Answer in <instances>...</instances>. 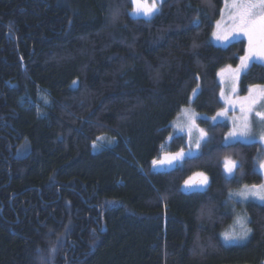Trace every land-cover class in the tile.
Returning a JSON list of instances; mask_svg holds the SVG:
<instances>
[{
	"label": "trees",
	"instance_id": "1",
	"mask_svg": "<svg viewBox=\"0 0 264 264\" xmlns=\"http://www.w3.org/2000/svg\"><path fill=\"white\" fill-rule=\"evenodd\" d=\"M222 5L167 0L146 22L130 15L131 0H0V264H264V204L243 205L245 243L221 239L228 193L262 182L260 145L226 147L227 124L199 120L210 138L202 157L182 170L152 165L184 148L170 124L197 84L196 113L223 108L217 73L246 43H210ZM253 84H264V66L250 68L240 93ZM225 157L244 164L239 183L225 184ZM200 172L207 192L184 190Z\"/></svg>",
	"mask_w": 264,
	"mask_h": 264
},
{
	"label": "snow or ice",
	"instance_id": "2",
	"mask_svg": "<svg viewBox=\"0 0 264 264\" xmlns=\"http://www.w3.org/2000/svg\"><path fill=\"white\" fill-rule=\"evenodd\" d=\"M167 0H131L132 12L130 15L134 17H143L146 22H150L156 15L160 14L163 5ZM225 7L221 9V16L223 17L227 11V17L223 21L217 20L212 32V39L221 44H226L232 39L244 37L247 40V47L244 50L245 54L239 57V64L232 68L228 66L226 69L217 73L220 84V99L223 101V108L212 117V121H217V118L227 119L231 113L232 129L224 138V146L235 149L237 144L247 143L250 139H255L258 135L259 144L262 147L258 148L261 157H264V84H253L247 89V94L238 96L240 85L243 77L247 74L253 65L259 64L264 66V0H224ZM121 14V6L117 5L112 9V19L115 20ZM201 14L199 11L189 21L193 28H199L201 23ZM200 45L193 40L192 48L196 49ZM200 77H193L194 81H199ZM73 81V85H76ZM202 94L199 84L193 89V94L189 97L190 101L198 99ZM45 103L49 101L45 100ZM238 113V114H237ZM187 117V125L178 129L180 132L185 131L187 127V134L189 143H193V130L198 132V138L195 139V147L200 150L199 155L203 156V147H206L210 142L208 132L204 129L196 127L195 114L185 113ZM222 127L223 125L217 124ZM259 128V132L254 129ZM210 130H214L210 126ZM100 139V138H98ZM203 142V143H202ZM95 146V145H94ZM192 156L191 149L188 153ZM185 152L183 149L180 152L165 156L159 161L154 159L152 161L153 168L163 167L164 165H173L174 161L184 160ZM184 160V163H187ZM256 163L259 164V172L264 174V158H257L253 164V172H256ZM181 170L183 165L181 164ZM223 173L222 178L225 184H230L233 181L239 183L236 178L237 172H240V179L246 175L243 171L244 164L231 157H225L222 163ZM198 178V179H197ZM184 190L195 193L205 194L210 187L209 177L203 173H195L193 177H189L184 181ZM228 199L224 201L225 204H241L246 205L252 201H259L264 204V182L260 184L243 185L239 190L228 193ZM211 199V198H210ZM231 212H235L233 207ZM214 209L212 207L201 208V215L212 216ZM250 219L247 213L236 214L233 225L229 229L221 233V238L224 244L230 245L246 240L252 233V228L249 227ZM56 250L54 245L50 249L49 255ZM40 264H50V261L41 257Z\"/></svg>",
	"mask_w": 264,
	"mask_h": 264
},
{
	"label": "rangeland",
	"instance_id": "3",
	"mask_svg": "<svg viewBox=\"0 0 264 264\" xmlns=\"http://www.w3.org/2000/svg\"><path fill=\"white\" fill-rule=\"evenodd\" d=\"M151 2V0H149V3ZM225 7V3H224V0H223V5H222V8H224ZM226 17H227V11L225 12V14H224V16L222 17L221 16V13H220V17H219V19L218 20H221L222 21V23H223V21L226 19ZM139 18H143L142 16L141 17H139ZM215 24H216V22L214 23V26H215ZM213 30H214V28H213ZM213 32V31H212ZM238 39H243L244 41H245V43H246V47H247V40H246V38H244V37H240V38H238ZM238 39H232L230 42H228V43H226V44H221L220 42H218V41H214L213 39H212V33H211V35H210V43L211 44H213L214 46H216V47H226L227 45H229L232 41H234V40H238ZM245 54V53H244ZM239 64V62L235 65V66H231L232 68H235L237 65ZM228 66H230V65H228ZM228 66H225V67H223L222 69H220V71L221 70H223V69H226ZM219 71V72H220ZM217 81H218V84H219V77L217 76ZM219 86H220V84H219ZM247 94V92L245 93V94H241L240 93V91L238 92V96H244V95H246ZM39 98L41 99V100H43L44 99V97H43V95L42 94H39ZM219 99H220V90H219ZM220 101H221V103L223 104V101L220 99ZM192 102L193 101H190L189 102V105L188 106H186V107H184V108H182V110L180 111V113L178 114V116L171 122V124H170V127H171V129H172V136H183L184 138H185V146H184V148H182L183 150H184V152H185V157H184V160L186 159V158H189V157H194V156H196V155H198L199 154V152H200V150H198V149H196V147H195V143H194V141H195V139L196 138H198V132L194 129L193 130V136H192V141H193V143H189V137H188V134H187V127H185V131L184 132H180V131H178V129L180 128V127H182V126H186L187 125V117H186V115H185V113H192V114H195V117H196V121H195V123H196V127L197 128H200V129H204V128H201L199 125H198V121L199 120H205V121H208L210 124H217V123H226L227 124V126H228V132L232 129V124H231V118H232V115H231V113H229V116L227 117V119H222V118H217V121H212V117L213 116H215L216 114H214L213 116H207V115H202V114H198V113H196L195 111H194V109L192 108ZM223 106H224V104H223ZM222 110V109H221ZM220 110V111H221ZM238 114V113H237ZM205 130V129H204ZM206 131V130H205ZM254 131L255 132H259V128H257V129H254ZM228 132H227V134H228ZM226 134V135H227ZM203 143V142H202ZM253 143H256V144H258V145H260L259 144V137H258V135L255 137V139H250L247 143H243V144H253ZM223 144H224V140H223ZM260 147H262V145H260ZM191 149V151H192V156H189L188 155V153H189V150ZM166 150V148H164V151ZM178 152H180V151H178ZM177 152V153H178ZM175 154V153H174ZM169 155H172L171 153H167L166 151L165 152H162L161 153V155H160V157L157 159L158 161L160 160V159H162V158H164L165 156H169ZM264 158V157H261V154L260 153H258V155H257V157H256V159L257 158ZM184 160H178V161H174V163H173V165H164L163 167H157L160 171H169V170H171V169H174L175 167H177L178 165H180ZM256 171L262 176V182H264V174H262V173H260L259 172V164L258 163H256ZM261 182V183H262ZM240 189V188H239ZM239 189H237V190H239ZM237 190H235V191H237ZM235 191H233V192H235ZM252 202H254V203H257V204H262V203H260L259 201H252ZM233 207H235V212H231L232 213V217H233V220H232V222H231V224L225 229V230H227V229H229L230 228V226H232L233 225V222H234V218H235V215L236 214H243L244 213V211H243V205H241V204H239V203H237V204H235V205H231L230 206V208H229V210H231ZM224 230V231H225ZM223 231V232H224ZM249 238V237H248ZM248 238L246 239V240H244V241H240L239 243H235V244H230V245H240V244H243V243H245L247 240H248ZM222 239V238H221ZM223 241V240H222ZM224 243V242H223Z\"/></svg>",
	"mask_w": 264,
	"mask_h": 264
}]
</instances>
